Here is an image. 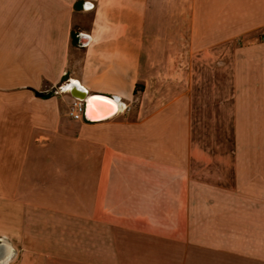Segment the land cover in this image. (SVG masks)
<instances>
[{
	"label": "crops",
	"instance_id": "1",
	"mask_svg": "<svg viewBox=\"0 0 264 264\" xmlns=\"http://www.w3.org/2000/svg\"><path fill=\"white\" fill-rule=\"evenodd\" d=\"M263 27L264 0H0V198L83 218L66 264H264ZM73 79L125 108L74 120Z\"/></svg>",
	"mask_w": 264,
	"mask_h": 264
},
{
	"label": "rangeland",
	"instance_id": "2",
	"mask_svg": "<svg viewBox=\"0 0 264 264\" xmlns=\"http://www.w3.org/2000/svg\"><path fill=\"white\" fill-rule=\"evenodd\" d=\"M136 105L132 104L131 109L134 110ZM0 128H3L1 124ZM3 148L0 142V150ZM18 172L15 169H0V196L21 191L19 185L15 184ZM23 187L27 189L28 186ZM40 213L32 208L21 211L13 202L0 198V238H7V242L17 247L13 248L12 263L20 257L26 258L28 264H47L45 260L49 258L62 261L55 264H66L67 260L75 258L82 259L83 248H79L78 244L83 241L84 219L42 216ZM23 245L27 247L20 248Z\"/></svg>",
	"mask_w": 264,
	"mask_h": 264
},
{
	"label": "bare ground",
	"instance_id": "3",
	"mask_svg": "<svg viewBox=\"0 0 264 264\" xmlns=\"http://www.w3.org/2000/svg\"><path fill=\"white\" fill-rule=\"evenodd\" d=\"M64 89L68 90L70 92L74 91L76 89H80V90L86 92L85 89L81 86V84L75 79H73L72 82L67 83L64 86ZM89 95H91V94H89ZM91 101L96 102L95 108L93 107L94 112L92 114L88 113V116L92 117L91 119H93V120L106 119V118L114 115L117 111L121 112L125 108V106L122 104V102H120L118 100H117L118 101L117 102V101L111 100V99L106 98V97H97V96L93 97V98L88 100L89 104ZM110 106L112 108L111 112L109 111ZM0 248H5L4 244H3V246L1 245ZM5 250H6V248H5Z\"/></svg>",
	"mask_w": 264,
	"mask_h": 264
},
{
	"label": "water",
	"instance_id": "4",
	"mask_svg": "<svg viewBox=\"0 0 264 264\" xmlns=\"http://www.w3.org/2000/svg\"><path fill=\"white\" fill-rule=\"evenodd\" d=\"M79 37H80V40L82 41V45H85L87 43L88 37L84 36V35H80ZM70 94L72 95V97L74 99H77V100H80V101L84 102V105H85L84 118H85L86 121H89V122L101 121V120H93V119H91L92 117L88 116V113L92 114L94 112L93 107L95 108V106H96L95 105L96 104L95 101H91L90 104H89V102H88L89 99L97 96V97H106V98H109L111 100L117 101L113 97H108V96H104V95H99V94L89 95L88 91L84 92V91H82L80 89H76L74 91H71ZM114 115H112L111 117H113ZM111 117H108V118H111ZM108 118H106V119H108ZM102 120H105V119H102ZM1 245L3 246L2 242H1L0 246ZM4 253H5V248H0V258H2L4 256Z\"/></svg>",
	"mask_w": 264,
	"mask_h": 264
},
{
	"label": "built area",
	"instance_id": "5",
	"mask_svg": "<svg viewBox=\"0 0 264 264\" xmlns=\"http://www.w3.org/2000/svg\"><path fill=\"white\" fill-rule=\"evenodd\" d=\"M261 37L264 40V27L261 30ZM85 113V105L84 102L74 99V102L70 108L69 115L74 120H83Z\"/></svg>",
	"mask_w": 264,
	"mask_h": 264
},
{
	"label": "trees",
	"instance_id": "6",
	"mask_svg": "<svg viewBox=\"0 0 264 264\" xmlns=\"http://www.w3.org/2000/svg\"><path fill=\"white\" fill-rule=\"evenodd\" d=\"M72 40H73V43H77L78 42V38H77L76 34H74V33L72 34ZM143 90H144L143 86L137 85L136 88H135L134 93L137 94L139 91H143ZM36 96L37 97L48 98V97L51 96V94H42V93L36 92Z\"/></svg>",
	"mask_w": 264,
	"mask_h": 264
},
{
	"label": "snow or ice",
	"instance_id": "7",
	"mask_svg": "<svg viewBox=\"0 0 264 264\" xmlns=\"http://www.w3.org/2000/svg\"><path fill=\"white\" fill-rule=\"evenodd\" d=\"M85 7H86V8H91V5H90V4H86ZM109 111H110V112L112 111L111 106L109 107Z\"/></svg>",
	"mask_w": 264,
	"mask_h": 264
},
{
	"label": "clouds",
	"instance_id": "8",
	"mask_svg": "<svg viewBox=\"0 0 264 264\" xmlns=\"http://www.w3.org/2000/svg\"><path fill=\"white\" fill-rule=\"evenodd\" d=\"M0 264H5L4 260H0Z\"/></svg>",
	"mask_w": 264,
	"mask_h": 264
}]
</instances>
